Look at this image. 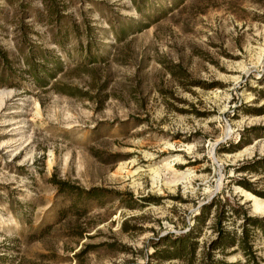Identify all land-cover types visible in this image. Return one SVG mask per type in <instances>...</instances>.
<instances>
[{
	"label": "rangeland",
	"instance_id": "rangeland-1",
	"mask_svg": "<svg viewBox=\"0 0 264 264\" xmlns=\"http://www.w3.org/2000/svg\"><path fill=\"white\" fill-rule=\"evenodd\" d=\"M39 49L32 60L55 71L43 83L25 63ZM89 49L97 60L80 61ZM259 89L264 0H0V264L143 262L151 239L185 231L215 195L264 214L242 194L264 199V112L248 111L264 103ZM53 172L116 194L79 219L93 237H66L73 219L27 236L53 200ZM127 191L134 207L120 205ZM213 236L206 225L198 239ZM83 242L94 245L79 252Z\"/></svg>",
	"mask_w": 264,
	"mask_h": 264
},
{
	"label": "trees",
	"instance_id": "trees-1",
	"mask_svg": "<svg viewBox=\"0 0 264 264\" xmlns=\"http://www.w3.org/2000/svg\"><path fill=\"white\" fill-rule=\"evenodd\" d=\"M77 24L71 26L69 32L75 33L78 36ZM122 28L121 31H123ZM125 31V30H124ZM122 33V32H121ZM63 37V36H62ZM63 38L57 37V44L62 45ZM88 44V48H89ZM44 50L39 49L33 54L25 56L26 71L32 75L36 83H43L44 75L53 76L55 71L49 72L44 68L43 63H38L32 60L34 53H38L43 57ZM32 53V52H31ZM81 57V56H80ZM80 61L91 63L97 60V54H91L90 49L82 56ZM85 61H84V60ZM55 70L62 69V60L57 55L53 60ZM41 72V74H40ZM63 90L73 93V87L70 84L64 83L61 86ZM256 98L264 97V90L259 89L256 93ZM249 112L262 113L264 112V103L257 106L248 107ZM256 128V127H255ZM264 129V126L259 127ZM264 166V158L262 159ZM49 181L53 184L55 192L52 202L45 210L42 219L30 228L28 237L31 240L43 238L50 233L54 226L62 221L73 219L74 226L65 230L66 237H75L74 241L78 242L82 237L91 238L94 234L88 233L93 227V223H83L79 219L88 215L95 207L102 208L111 199L116 198L113 190L104 186L90 185L88 187L81 186L72 182L69 179L57 178L55 172L49 177ZM247 188V186L245 184ZM264 197V192L260 193ZM120 205L126 207H134L136 205V197L132 192L127 191L118 196ZM147 200L146 197L142 198ZM219 197L213 196L209 202L202 203L198 212L193 216V222L187 224V229L183 232H165L151 239L152 251L149 257L143 262L127 260L125 264H160L152 261V259H176V264H262L263 258L257 253L256 248V230L264 235V214L251 215L244 207V203H229L228 200L220 201ZM229 204L226 206V204ZM215 207L213 210L212 208ZM231 211L235 216H241L242 220L238 224L232 222V226L227 221L228 214L226 211ZM213 213L212 221L207 223L210 214ZM50 214V220L46 219ZM30 225L31 220L27 221ZM208 225L214 231V236L200 243L198 239L202 234L204 226ZM122 230H126L125 227ZM109 244L113 245V242ZM94 245L92 242H83L82 252L86 247ZM71 246H66V249ZM239 254L234 259L229 257L233 254ZM43 254V253H42ZM54 252L44 253L48 257ZM76 254V253H75Z\"/></svg>",
	"mask_w": 264,
	"mask_h": 264
},
{
	"label": "bare ground",
	"instance_id": "bare-ground-1",
	"mask_svg": "<svg viewBox=\"0 0 264 264\" xmlns=\"http://www.w3.org/2000/svg\"><path fill=\"white\" fill-rule=\"evenodd\" d=\"M248 149H246L247 151ZM244 151L236 154V156L240 157L242 156ZM219 162V161H218ZM242 194L246 197V199L251 200L253 202V207L256 211H262L264 209V199L260 198L250 191L243 190Z\"/></svg>",
	"mask_w": 264,
	"mask_h": 264
},
{
	"label": "water",
	"instance_id": "water-1",
	"mask_svg": "<svg viewBox=\"0 0 264 264\" xmlns=\"http://www.w3.org/2000/svg\"><path fill=\"white\" fill-rule=\"evenodd\" d=\"M251 203V201H249Z\"/></svg>",
	"mask_w": 264,
	"mask_h": 264
}]
</instances>
